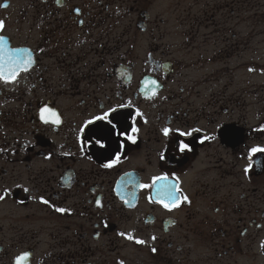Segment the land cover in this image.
<instances>
[{
	"label": "flooded vegetation",
	"instance_id": "flooded-vegetation-1",
	"mask_svg": "<svg viewBox=\"0 0 264 264\" xmlns=\"http://www.w3.org/2000/svg\"><path fill=\"white\" fill-rule=\"evenodd\" d=\"M162 1L0 0V264H264L262 99L194 69L259 1Z\"/></svg>",
	"mask_w": 264,
	"mask_h": 264
},
{
	"label": "rangeland",
	"instance_id": "rangeland-1",
	"mask_svg": "<svg viewBox=\"0 0 264 264\" xmlns=\"http://www.w3.org/2000/svg\"><path fill=\"white\" fill-rule=\"evenodd\" d=\"M258 1L255 6L246 5L239 14L230 12L226 37L229 43L220 38L210 44L204 55L209 60H202L201 64L198 62L194 69L205 73L215 68L228 71L221 83L229 81L231 87H254L257 95L252 94L253 100L256 101L259 96L264 109V0ZM160 3L158 1L154 8H159ZM220 48L224 50L223 58L213 57Z\"/></svg>",
	"mask_w": 264,
	"mask_h": 264
},
{
	"label": "snow or ice",
	"instance_id": "snow-or-ice-1",
	"mask_svg": "<svg viewBox=\"0 0 264 264\" xmlns=\"http://www.w3.org/2000/svg\"><path fill=\"white\" fill-rule=\"evenodd\" d=\"M4 27V22L0 21V29H3ZM4 41V37L0 36V43ZM19 50H16L18 52ZM33 63V61L30 58L29 54V59L27 62H25L23 59L19 58L18 56H14L12 53V50H7V49H0V78L4 79L5 82L12 81L16 78L17 73L23 68L27 69L28 66H30ZM50 109H43L42 110V118H43V113L49 112ZM99 119V118H98ZM55 123H59V119L57 118ZM170 129L165 128L164 133L167 135L169 133ZM186 135L189 133H185ZM187 144H182L181 145V151H184L188 149ZM252 153H258V152H264V148L261 147H254L251 149ZM111 166V165H107ZM247 170V169H246ZM167 176H161V177H155L153 178V184L156 183L158 180H167ZM142 187H152V185H142ZM162 192V195L167 197L168 202L165 203L163 200H161L162 203H164L165 208H175L178 207L181 200H187V196H185L179 189L178 185H162L161 189L158 190ZM3 196H0V199H3ZM47 203V201H45ZM59 211H64V209H58ZM123 235V233H121ZM131 239V237H129ZM140 243H143V241H139ZM155 251V249H153Z\"/></svg>",
	"mask_w": 264,
	"mask_h": 264
}]
</instances>
